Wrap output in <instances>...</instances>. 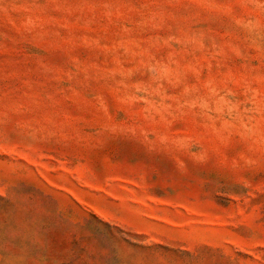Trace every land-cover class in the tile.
<instances>
[{
    "label": "rangeland",
    "instance_id": "1",
    "mask_svg": "<svg viewBox=\"0 0 264 264\" xmlns=\"http://www.w3.org/2000/svg\"><path fill=\"white\" fill-rule=\"evenodd\" d=\"M0 264H264V0H0Z\"/></svg>",
    "mask_w": 264,
    "mask_h": 264
}]
</instances>
